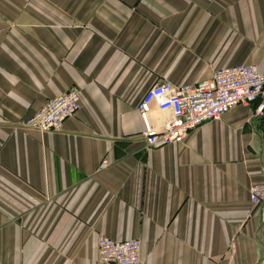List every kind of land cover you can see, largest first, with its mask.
Masks as SVG:
<instances>
[{"label":"crops","instance_id":"1","mask_svg":"<svg viewBox=\"0 0 264 264\" xmlns=\"http://www.w3.org/2000/svg\"><path fill=\"white\" fill-rule=\"evenodd\" d=\"M242 62L264 75V0H0V264H114L99 234L139 238L141 264H264L255 104L151 147L137 109ZM72 87L61 129L20 126Z\"/></svg>","mask_w":264,"mask_h":264},{"label":"built area","instance_id":"2","mask_svg":"<svg viewBox=\"0 0 264 264\" xmlns=\"http://www.w3.org/2000/svg\"><path fill=\"white\" fill-rule=\"evenodd\" d=\"M157 104L170 116L156 127L150 119L152 104ZM238 104H255L253 114L263 119L264 75L254 63H237L213 69L210 78L194 84H173L168 80L151 86L137 103L142 121L141 135L147 147L182 142L199 124L217 119ZM81 107L80 93L69 88L63 94L49 98L36 112L25 118L23 129L56 131ZM109 164L101 160L99 168ZM251 200L264 207V186L250 187ZM97 259L114 264H141L139 238L114 239L99 234L96 240Z\"/></svg>","mask_w":264,"mask_h":264}]
</instances>
